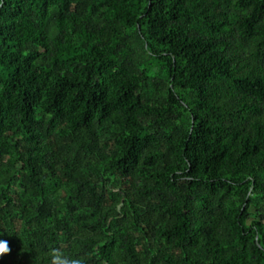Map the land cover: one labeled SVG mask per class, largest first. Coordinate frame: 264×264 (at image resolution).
I'll return each mask as SVG.
<instances>
[{
  "label": "trees",
  "instance_id": "obj_1",
  "mask_svg": "<svg viewBox=\"0 0 264 264\" xmlns=\"http://www.w3.org/2000/svg\"><path fill=\"white\" fill-rule=\"evenodd\" d=\"M0 264H264V0H0Z\"/></svg>",
  "mask_w": 264,
  "mask_h": 264
},
{
  "label": "clouds",
  "instance_id": "obj_2",
  "mask_svg": "<svg viewBox=\"0 0 264 264\" xmlns=\"http://www.w3.org/2000/svg\"><path fill=\"white\" fill-rule=\"evenodd\" d=\"M11 249L6 239L0 238V254L8 253ZM52 264H85L83 259L61 258V254L57 250H53L51 254Z\"/></svg>",
  "mask_w": 264,
  "mask_h": 264
}]
</instances>
